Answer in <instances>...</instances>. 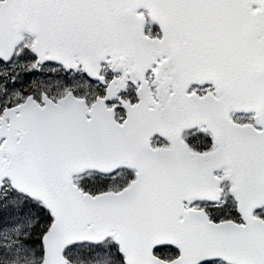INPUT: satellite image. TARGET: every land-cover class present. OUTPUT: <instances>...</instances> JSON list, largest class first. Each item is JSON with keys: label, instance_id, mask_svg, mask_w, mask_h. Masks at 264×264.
Listing matches in <instances>:
<instances>
[{"label": "snow or ice", "instance_id": "snow-or-ice-1", "mask_svg": "<svg viewBox=\"0 0 264 264\" xmlns=\"http://www.w3.org/2000/svg\"><path fill=\"white\" fill-rule=\"evenodd\" d=\"M0 264H264V0H0Z\"/></svg>", "mask_w": 264, "mask_h": 264}]
</instances>
